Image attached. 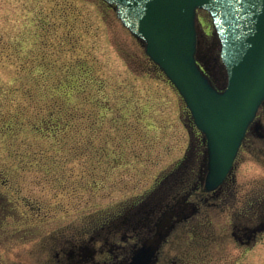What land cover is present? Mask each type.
<instances>
[{"label":"rangeland","instance_id":"obj_1","mask_svg":"<svg viewBox=\"0 0 264 264\" xmlns=\"http://www.w3.org/2000/svg\"><path fill=\"white\" fill-rule=\"evenodd\" d=\"M201 19L211 26L207 13ZM192 123L112 5L0 0V264H35L53 236L109 230L123 208L167 210L149 191L187 184L185 168L174 169L199 151ZM226 243L218 235L212 256L186 255L193 264H264V235L252 248Z\"/></svg>","mask_w":264,"mask_h":264},{"label":"flooded vegetation","instance_id":"obj_2","mask_svg":"<svg viewBox=\"0 0 264 264\" xmlns=\"http://www.w3.org/2000/svg\"><path fill=\"white\" fill-rule=\"evenodd\" d=\"M200 40L208 46L212 41L216 44L218 38L212 31L202 30ZM192 127L197 130L199 151L185 152L174 169L185 168L188 178L182 182L187 184L181 185L183 189L178 193L160 192L168 189L164 188L167 184L160 185L161 189L154 185L149 191L150 197L162 193L167 210L160 213L150 206L146 211L131 213L123 208L111 220L109 230L97 229L63 239L53 236L56 242L48 253L41 250L46 254H39L35 264H193L186 254L200 248L212 252V256L218 235L227 239L226 245L231 241L237 248L256 246L264 235V101L246 131L233 166L211 189L206 182L208 141L194 122ZM249 164L257 167L251 170ZM251 181L262 184L251 190ZM170 218L173 227L162 231L161 225Z\"/></svg>","mask_w":264,"mask_h":264},{"label":"water","instance_id":"obj_3","mask_svg":"<svg viewBox=\"0 0 264 264\" xmlns=\"http://www.w3.org/2000/svg\"><path fill=\"white\" fill-rule=\"evenodd\" d=\"M105 1L115 5L123 24L144 42L146 53L178 88L206 134V182L209 189L215 187L232 167L264 101V0ZM198 8L213 18L227 73L212 50L198 53ZM208 65L214 70L218 66L223 92L213 83ZM161 226L168 232L172 218Z\"/></svg>","mask_w":264,"mask_h":264},{"label":"trees","instance_id":"obj_4","mask_svg":"<svg viewBox=\"0 0 264 264\" xmlns=\"http://www.w3.org/2000/svg\"><path fill=\"white\" fill-rule=\"evenodd\" d=\"M158 67V66H157ZM159 68V67H158Z\"/></svg>","mask_w":264,"mask_h":264}]
</instances>
